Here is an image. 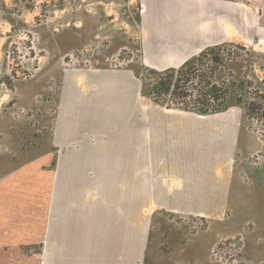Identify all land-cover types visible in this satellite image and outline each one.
<instances>
[{
	"label": "crops",
	"instance_id": "crops-1",
	"mask_svg": "<svg viewBox=\"0 0 264 264\" xmlns=\"http://www.w3.org/2000/svg\"><path fill=\"white\" fill-rule=\"evenodd\" d=\"M138 1L133 41L145 67L178 68L225 44L219 0ZM255 8L264 43V7ZM103 66L65 70L49 138L2 166L0 264H216L212 246L246 223L264 238V149L242 110L199 116L153 105L140 69ZM171 216L205 227L189 233L194 221ZM250 234L246 262L264 264Z\"/></svg>",
	"mask_w": 264,
	"mask_h": 264
},
{
	"label": "rangeland",
	"instance_id": "rangeland-1",
	"mask_svg": "<svg viewBox=\"0 0 264 264\" xmlns=\"http://www.w3.org/2000/svg\"><path fill=\"white\" fill-rule=\"evenodd\" d=\"M112 1L95 5L88 0H0V171L6 163L22 161L28 150L49 138L65 70H86L99 62L103 67L136 66L141 71V49L133 40L143 6L138 0ZM248 5L262 9L264 2L219 0V42L244 46L254 53L252 64L247 69L245 64L241 67V76L251 84L249 102L257 106L264 101V43L257 29L258 12L256 8L249 10ZM96 8L102 16L94 20L90 17ZM101 24H107L109 33L101 31L106 27L99 29ZM243 55L235 49L233 57L237 59L233 62ZM238 67L231 65V69ZM231 71H225L228 80ZM259 96H263L262 101ZM240 109L249 134L264 149L261 114L250 112L246 118ZM169 219L188 224L194 221L189 233L205 227L194 219ZM249 232L252 245H264V238L246 223L236 236L212 246L210 251L219 247V261L214 263L247 264ZM172 240L175 246L177 240Z\"/></svg>",
	"mask_w": 264,
	"mask_h": 264
},
{
	"label": "trees",
	"instance_id": "trees-1",
	"mask_svg": "<svg viewBox=\"0 0 264 264\" xmlns=\"http://www.w3.org/2000/svg\"><path fill=\"white\" fill-rule=\"evenodd\" d=\"M235 49L244 54L237 62H233L237 59L233 57ZM253 55L244 46L222 44L205 48L178 68L156 71L143 66L138 74L141 95L153 105L199 116L239 107L246 118L259 111L264 120V101L257 106L249 102L251 84L241 76V67L245 64L247 69L252 64ZM233 63L239 64V67L231 69ZM240 63H243L242 66ZM230 70L233 75L228 80L225 71ZM259 98L263 100V96Z\"/></svg>",
	"mask_w": 264,
	"mask_h": 264
},
{
	"label": "built area",
	"instance_id": "built-area-1",
	"mask_svg": "<svg viewBox=\"0 0 264 264\" xmlns=\"http://www.w3.org/2000/svg\"><path fill=\"white\" fill-rule=\"evenodd\" d=\"M219 247H215L212 251H211V260L212 262H217L219 261Z\"/></svg>",
	"mask_w": 264,
	"mask_h": 264
}]
</instances>
